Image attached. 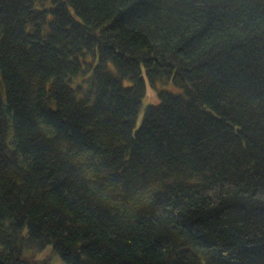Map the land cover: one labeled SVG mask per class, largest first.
Listing matches in <instances>:
<instances>
[{"label": "trees", "instance_id": "obj_1", "mask_svg": "<svg viewBox=\"0 0 264 264\" xmlns=\"http://www.w3.org/2000/svg\"><path fill=\"white\" fill-rule=\"evenodd\" d=\"M54 258L264 264V0H0V264Z\"/></svg>", "mask_w": 264, "mask_h": 264}, {"label": "rangeland", "instance_id": "obj_2", "mask_svg": "<svg viewBox=\"0 0 264 264\" xmlns=\"http://www.w3.org/2000/svg\"><path fill=\"white\" fill-rule=\"evenodd\" d=\"M157 89H164V90H168V91H172V92H175V93H180L181 92V89L180 88H177V87H174L173 85H171V83H168V84H158L157 85ZM159 103V98L155 92V90H153L148 81L146 80V91H145V95L142 99V106L140 108V111L138 112V115H137V118H136V121H135V129H137L140 124H141V121H142V118H143V113H144V110L146 108V106L148 105H152V104H158ZM49 250V249H48ZM51 264H60L58 259L57 258H54L51 260Z\"/></svg>", "mask_w": 264, "mask_h": 264}]
</instances>
